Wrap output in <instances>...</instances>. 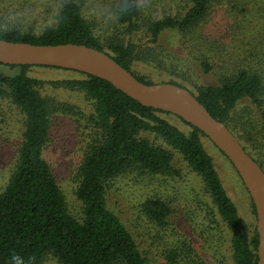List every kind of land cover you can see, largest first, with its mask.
<instances>
[{
    "label": "trees",
    "instance_id": "16d2710c",
    "mask_svg": "<svg viewBox=\"0 0 264 264\" xmlns=\"http://www.w3.org/2000/svg\"><path fill=\"white\" fill-rule=\"evenodd\" d=\"M174 1L180 7L175 15L141 20L140 6L135 0H120L115 10V24L121 29L123 39L115 36L108 41L100 40L84 18L86 0L63 2L56 23L38 33L21 28L24 13L3 8L10 24L0 23V40L34 45H85L107 54L138 81L153 84L132 70L140 54L133 36L141 29L145 31L153 46L146 50L145 60L154 61V50L162 32L190 31L204 21L216 0ZM196 62L202 74L212 72L213 66L206 57ZM254 66L223 68L214 85L190 89L168 83L187 89L214 119L228 128L264 172V162L249 150L254 141L248 133L237 129V126L253 129L254 124L238 125L234 118L238 104L249 101L259 116L260 129L252 133L264 140L263 76ZM9 67L19 71L12 76H0V98L7 99L22 116V134L10 176L0 192V264H11L14 254L24 259L25 264H45L48 260L58 264H149L132 234L108 208L106 193L111 181L127 174L178 175L173 168L176 155L199 178L212 205V222L216 225L219 222L227 229L231 264H256L255 229L248 230L241 221L212 158L203 148L201 138L205 136L200 131L174 116L188 127L186 133L181 132L161 117L171 114L140 105L104 80L50 67L78 73L80 78L49 84L54 89L82 94L92 106L86 119L89 136L76 169L75 198L80 210L73 216L44 158V150L49 141L52 114L77 116L80 113L74 106L53 103L43 96L40 93L43 83L28 75L31 66ZM251 208L255 215L252 203ZM144 211L159 226L168 225L172 213L159 198L148 199ZM170 245L164 256L167 264L185 261L203 264L189 242L181 243L178 250Z\"/></svg>",
    "mask_w": 264,
    "mask_h": 264
},
{
    "label": "rangeland",
    "instance_id": "374dc122",
    "mask_svg": "<svg viewBox=\"0 0 264 264\" xmlns=\"http://www.w3.org/2000/svg\"><path fill=\"white\" fill-rule=\"evenodd\" d=\"M65 1L0 0V23L10 24L3 8L17 9L24 13L21 28L38 33L56 23L59 7ZM135 1L140 6L141 20L161 19L180 11L174 0ZM119 2L86 0L83 16L100 40L108 41L115 36L123 39L121 29L115 24V10ZM148 40V35L142 29L133 36L140 54L132 68L134 73L148 82H175L192 89L197 85L217 83L223 68L248 67L251 64L262 73L264 87V0H216L210 5L204 21L190 31L162 32L154 50L156 58L150 62L145 60L146 50L153 47ZM203 57L213 66L212 72L207 75L200 72L196 62ZM18 71L16 67L0 65V76H12ZM28 75L43 83L40 93L48 100L74 106L80 113L77 116L59 112L52 114L49 141L44 150V158L65 196L67 207L73 216H77L80 203L75 198L76 169L89 136L86 119L92 112L91 103L80 93L54 89L49 84L80 78L76 72L31 66ZM161 117L181 132L188 131V127L174 116ZM234 118L238 120V125L243 122L254 124L253 129L248 126H237V129L243 134L248 133L254 141L249 150L255 158H261L264 162V140L252 133L260 129L254 106L247 100L241 101L235 109ZM21 134L22 116L7 99L0 98V192L13 168ZM201 142L212 158L227 195L237 207L241 221L248 230L255 229L256 218L252 213L250 198L234 168L209 140L202 137ZM173 168L178 175L140 176L131 173L114 179L106 193L108 208L132 234L149 264H167L164 258L166 247L172 244L178 250L183 242L190 243L203 264H231L229 233L221 223L216 225L212 222V205L199 178L178 155L174 158ZM152 198H159L170 207L172 213L168 225H156L145 214L144 204ZM45 264L58 263L48 260ZM184 264H188V261Z\"/></svg>",
    "mask_w": 264,
    "mask_h": 264
},
{
    "label": "water",
    "instance_id": "95a60500",
    "mask_svg": "<svg viewBox=\"0 0 264 264\" xmlns=\"http://www.w3.org/2000/svg\"><path fill=\"white\" fill-rule=\"evenodd\" d=\"M0 64L72 70L108 82L144 107L178 117L200 131L230 162L253 205L256 264H264V172L228 128L187 90L170 83L144 84L107 54L85 45H34L0 40Z\"/></svg>",
    "mask_w": 264,
    "mask_h": 264
},
{
    "label": "clouds",
    "instance_id": "9594fccd",
    "mask_svg": "<svg viewBox=\"0 0 264 264\" xmlns=\"http://www.w3.org/2000/svg\"><path fill=\"white\" fill-rule=\"evenodd\" d=\"M11 264H25V261L19 255L14 254L11 258Z\"/></svg>",
    "mask_w": 264,
    "mask_h": 264
}]
</instances>
